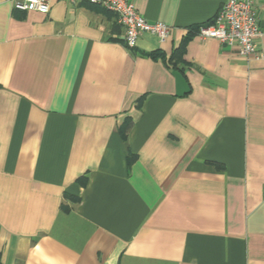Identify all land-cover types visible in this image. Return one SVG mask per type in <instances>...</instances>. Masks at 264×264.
Returning a JSON list of instances; mask_svg holds the SVG:
<instances>
[{
    "label": "crops",
    "instance_id": "1",
    "mask_svg": "<svg viewBox=\"0 0 264 264\" xmlns=\"http://www.w3.org/2000/svg\"><path fill=\"white\" fill-rule=\"evenodd\" d=\"M132 1L166 41L0 0V264H264V58L200 35L226 0Z\"/></svg>",
    "mask_w": 264,
    "mask_h": 264
},
{
    "label": "built area",
    "instance_id": "2",
    "mask_svg": "<svg viewBox=\"0 0 264 264\" xmlns=\"http://www.w3.org/2000/svg\"><path fill=\"white\" fill-rule=\"evenodd\" d=\"M70 3L90 2L100 4L115 12L124 27L123 41L134 49L140 36L144 33L154 34L161 41H166L172 27L165 22H151L141 14L132 0H67ZM18 10H35L47 14L50 0H13ZM199 33L203 37H213L221 44L238 46L240 52L248 59L264 58L257 46L262 35L257 5L253 0H226L211 23L202 25Z\"/></svg>",
    "mask_w": 264,
    "mask_h": 264
},
{
    "label": "trees",
    "instance_id": "3",
    "mask_svg": "<svg viewBox=\"0 0 264 264\" xmlns=\"http://www.w3.org/2000/svg\"><path fill=\"white\" fill-rule=\"evenodd\" d=\"M135 49V48H134ZM133 49V50H134ZM122 130V135H123V137H124V139L126 140L127 139V128L126 127H124L123 129H121Z\"/></svg>",
    "mask_w": 264,
    "mask_h": 264
}]
</instances>
